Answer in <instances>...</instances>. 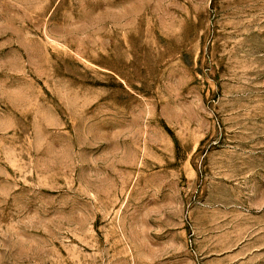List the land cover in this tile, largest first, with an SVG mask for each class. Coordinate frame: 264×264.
<instances>
[{
	"label": "rangeland",
	"instance_id": "374dc122",
	"mask_svg": "<svg viewBox=\"0 0 264 264\" xmlns=\"http://www.w3.org/2000/svg\"><path fill=\"white\" fill-rule=\"evenodd\" d=\"M0 264H264V0H0Z\"/></svg>",
	"mask_w": 264,
	"mask_h": 264
}]
</instances>
